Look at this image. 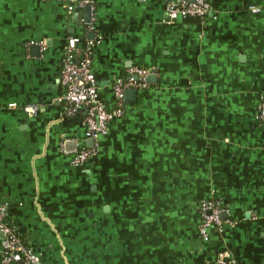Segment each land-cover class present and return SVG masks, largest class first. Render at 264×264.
<instances>
[{
    "label": "crops",
    "instance_id": "obj_1",
    "mask_svg": "<svg viewBox=\"0 0 264 264\" xmlns=\"http://www.w3.org/2000/svg\"><path fill=\"white\" fill-rule=\"evenodd\" d=\"M92 1L95 33L84 8L76 21L61 2L0 0L8 221L42 264H215L220 250L234 264H264V0H207L204 17L174 22L165 6L178 0ZM70 36L95 40L91 70L109 110L129 68L156 77L83 166L69 163L87 147L83 112L66 116L59 83ZM211 198L226 221L203 242L198 205Z\"/></svg>",
    "mask_w": 264,
    "mask_h": 264
},
{
    "label": "built area",
    "instance_id": "obj_2",
    "mask_svg": "<svg viewBox=\"0 0 264 264\" xmlns=\"http://www.w3.org/2000/svg\"><path fill=\"white\" fill-rule=\"evenodd\" d=\"M64 3L69 15L75 16V10L90 7V20L85 23L88 33H95L94 5L92 0H52ZM207 0H178L166 3L165 13L169 22L177 19L202 18L210 12ZM251 13H259L260 8L250 7ZM99 38H97L98 40ZM95 41V40H94ZM94 41L88 40L82 44L79 37L70 36L63 50L59 83L62 87L64 113L67 117L76 112H83L84 139L92 141V147L81 146L70 158L72 166H83L96 154L98 141L108 132L110 122L123 114L125 103L124 91L127 89L143 90L148 87L147 78L155 74L154 68L133 66L128 69L124 78L112 84L111 95L113 109H107L98 98V82L91 70L92 46ZM8 107L16 108L15 104ZM22 110L28 116L38 113V106L27 104ZM256 119L264 123V97L258 104ZM6 204L0 202V264H42L40 257L24 242L18 228L11 224L6 216ZM226 213L220 199H206L198 205V233L203 242L209 240L212 230H221L226 220ZM215 264H234V260L226 250L217 253Z\"/></svg>",
    "mask_w": 264,
    "mask_h": 264
},
{
    "label": "water",
    "instance_id": "obj_3",
    "mask_svg": "<svg viewBox=\"0 0 264 264\" xmlns=\"http://www.w3.org/2000/svg\"><path fill=\"white\" fill-rule=\"evenodd\" d=\"M84 13H85V23H88L89 20H90V7L89 6H85L84 7ZM74 20H78V10H75V16H74ZM40 48L38 46H31V50H34L36 52V55L37 57L40 56V53L37 52ZM156 79L155 75H150L148 76L147 78V82L148 83H151V82H154ZM137 100V92L135 89H127L124 91V98H123V101L124 103H129V104H132V103H135ZM86 144H87V147H92L93 143L91 140H86ZM65 146L68 147V149L72 148L74 146V143L72 141H68L65 143ZM222 219L224 220V215L222 216Z\"/></svg>",
    "mask_w": 264,
    "mask_h": 264
}]
</instances>
